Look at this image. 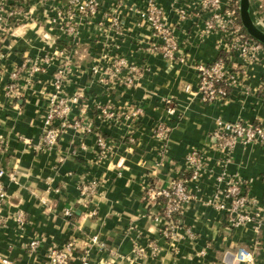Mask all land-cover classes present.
Returning <instances> with one entry per match:
<instances>
[{
    "label": "crops",
    "instance_id": "crops-1",
    "mask_svg": "<svg viewBox=\"0 0 264 264\" xmlns=\"http://www.w3.org/2000/svg\"><path fill=\"white\" fill-rule=\"evenodd\" d=\"M99 1L93 18L79 19L73 40L49 25L52 8L60 3L55 0L25 2L0 35V182L5 190L0 259L50 264L49 252L71 242L70 264H232L238 248L253 252L254 264H264V147L237 145L226 152L218 150L213 139L217 120L264 128V59L236 68L225 99L201 102L195 91L196 66L215 59L214 35L201 36V24L170 12L174 0H157L175 26L178 49L186 60L167 61L148 50L157 41L138 25L134 10L143 0ZM249 9L264 31V0H249ZM111 18L117 19V32L109 28ZM113 45L141 68L134 87L93 79L90 67L111 54ZM41 56L48 58L42 71L21 70L23 62ZM63 63L68 69L63 93L81 94L70 117L83 116L91 131L68 128L53 148L44 150L39 137L46 98L53 92L52 76ZM17 69L19 80L8 93L9 75ZM185 84L192 94L184 91ZM168 99L171 115L166 113ZM135 109V119L123 117ZM157 124L169 127L164 139L154 135ZM96 135L107 143L104 155ZM190 152L202 158L203 170L188 182L192 197L182 207L181 224L165 235V221L151 218L158 206L146 202L143 193L147 186L166 188L186 172ZM232 176L245 183L247 195L261 208L256 223L232 228L228 216L216 208L225 178ZM90 181L96 186L85 197L81 188ZM17 212L24 214L22 225L14 220ZM33 240L38 245L30 250Z\"/></svg>",
    "mask_w": 264,
    "mask_h": 264
},
{
    "label": "built area",
    "instance_id": "built-area-1",
    "mask_svg": "<svg viewBox=\"0 0 264 264\" xmlns=\"http://www.w3.org/2000/svg\"><path fill=\"white\" fill-rule=\"evenodd\" d=\"M54 1V0H52ZM60 2L52 9L53 16L49 19V25L56 30L62 38L73 40L78 34L79 19H91L99 12V0H55ZM25 2V0H22ZM183 2V3H181ZM176 7L172 6L170 12L176 14L181 19H194L195 22L202 25L201 36L214 35L217 55L210 63L198 64L196 94L199 100L205 103H211L216 100L225 99L228 90L234 82V74L237 67L247 66L249 64H258L264 59V46L252 40L242 30L237 15L236 0H174ZM179 4V5H178ZM19 0H11L9 4L5 0H0V35L11 27L14 23L13 18L18 13ZM140 27L148 28L151 36L157 41L149 47V51H156L165 60H177L184 63L185 57L178 49L175 35V26L169 22V14L165 12L157 3V0H143L141 8L134 10ZM104 15V14H103ZM106 16V15H104ZM110 29L114 32L118 30L117 19H110ZM48 63L47 56H41L34 61H25L21 64V70L25 69L30 74H36L43 70ZM90 73L93 79L106 84H120L126 88L134 87L141 77V68L129 60L118 46L113 45L111 54L105 53L102 59L93 63L90 67ZM68 69L65 64L59 65V68L52 76L51 85L53 92L46 98V113L43 118V126L39 137L40 149L53 148L62 131L73 128L90 133V128L86 125L84 117L71 118V107L78 101L81 94L67 96L63 93V84ZM19 80V69L14 70L9 75L8 93L14 91V87ZM185 92L192 94L190 84L183 86ZM166 113H173L172 101L166 100ZM104 115L109 118L114 117L110 110H103ZM139 110L135 109L128 114H123L124 118L135 119ZM118 117V115H116ZM216 128L213 133V139L218 150L230 152L237 145L257 144L264 147V128L257 123H246L242 121L225 122L217 120ZM169 127L165 124H157L154 129V135L158 139H164ZM96 145L99 147L102 155L107 150L105 140L96 135ZM0 142V150L2 149ZM203 170L202 158L195 152H190L185 157V171L189 173L188 178L176 177L169 186L162 189H156L147 186L143 193V199L146 202L154 203L158 206L156 213L151 215L153 221H165L163 233L172 234L174 224L170 217L173 213L182 214V207L187 203L192 193L189 190L188 182L200 177ZM4 174L0 170V177ZM10 180H14L13 174L9 175ZM225 188L222 191V198L215 204L216 208L225 213L229 226L237 228L248 223H256L259 218L261 208L257 207L256 202L250 198L245 189V183L235 177L225 178ZM96 184L90 181L81 188V194L85 197L90 196ZM157 197L165 198L160 212L159 204L155 201ZM5 199V190L0 182V211ZM44 203V200L41 201ZM70 212L64 211L68 216ZM18 225L25 221L24 214L17 212L14 217ZM5 219L0 215V227L4 225ZM95 242V238H92ZM38 242L33 240L29 242V249L35 250ZM72 243L67 242L61 249H53L49 252L47 258L50 264H70V255ZM0 264H10L6 259L1 258ZM84 264H87L84 261ZM232 264H254L253 252L244 248H238L232 259Z\"/></svg>",
    "mask_w": 264,
    "mask_h": 264
},
{
    "label": "water",
    "instance_id": "water-1",
    "mask_svg": "<svg viewBox=\"0 0 264 264\" xmlns=\"http://www.w3.org/2000/svg\"><path fill=\"white\" fill-rule=\"evenodd\" d=\"M237 15L242 30L255 42L264 46V31L253 21L249 9V0H237Z\"/></svg>",
    "mask_w": 264,
    "mask_h": 264
},
{
    "label": "trees",
    "instance_id": "trees-1",
    "mask_svg": "<svg viewBox=\"0 0 264 264\" xmlns=\"http://www.w3.org/2000/svg\"><path fill=\"white\" fill-rule=\"evenodd\" d=\"M19 4L23 5L24 2H22V0H19ZM228 92H229V90H228ZM188 176H189V173L186 171V172L181 173L178 177L188 178ZM155 201L159 204L160 212H161L162 208H163L162 205L165 203V198L157 197ZM170 219L172 220V222L174 224L179 225V224H181L182 214L178 213V212H175V213L172 214Z\"/></svg>",
    "mask_w": 264,
    "mask_h": 264
},
{
    "label": "rangeland",
    "instance_id": "rangeland-1",
    "mask_svg": "<svg viewBox=\"0 0 264 264\" xmlns=\"http://www.w3.org/2000/svg\"><path fill=\"white\" fill-rule=\"evenodd\" d=\"M236 1H237V0H236ZM25 2H26V4H27V3L29 2V0H25ZM25 2H24V4H25ZM53 8H54V7H53ZM53 8H52V9H53Z\"/></svg>",
    "mask_w": 264,
    "mask_h": 264
}]
</instances>
